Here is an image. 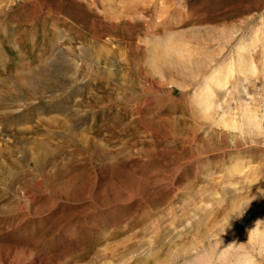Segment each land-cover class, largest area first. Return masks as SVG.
<instances>
[{"label":"rangeland","instance_id":"obj_1","mask_svg":"<svg viewBox=\"0 0 264 264\" xmlns=\"http://www.w3.org/2000/svg\"><path fill=\"white\" fill-rule=\"evenodd\" d=\"M0 264H264V0H0Z\"/></svg>","mask_w":264,"mask_h":264},{"label":"bare ground","instance_id":"obj_2","mask_svg":"<svg viewBox=\"0 0 264 264\" xmlns=\"http://www.w3.org/2000/svg\"><path fill=\"white\" fill-rule=\"evenodd\" d=\"M25 63V62H24ZM55 67V66H54ZM45 70V69H44ZM36 77V76H35ZM34 77V78H35ZM34 78H32V80L34 79ZM24 79V78H23ZM23 79L22 78H20V80L19 81H22V83H23ZM36 80V79H35ZM38 80L40 81V78H38ZM42 80H44V79H42ZM41 80V81H42ZM27 81V80H26ZM31 81V80H30ZM46 81H48V80H46ZM36 82V81H35ZM17 83V82H16ZM26 83H29L28 81L26 82ZM44 83V87H45V81L43 82ZM37 84V82L35 83V85ZM18 85V84H17ZM39 85V84H38ZM29 86V85H28ZM27 86V87H28ZM13 87H15V86H13ZM17 87H19V86H17ZM26 87V90L27 89H29V87L27 88ZM40 87H41V82H40ZM20 89V88H19ZM22 89V88H21ZM41 89V88H40ZM39 89H37V87H34V88H32V90H31V93L33 94L34 92H36V91H38ZM28 91H30V89L28 90ZM19 92V91H18ZM41 92V91H40ZM25 94V93H24ZM15 95V94H14ZM17 95V94H16ZM2 100V99H1ZM1 106H3V105H1ZM53 122V121H52ZM42 123V122H41ZM49 123V122H48ZM43 125V124H42ZM38 143V146H40L41 144L39 143V142H37ZM36 147V146H35ZM39 148V147H38Z\"/></svg>","mask_w":264,"mask_h":264}]
</instances>
